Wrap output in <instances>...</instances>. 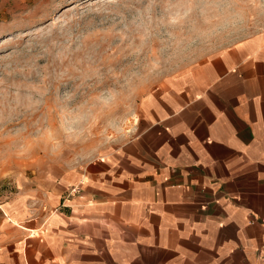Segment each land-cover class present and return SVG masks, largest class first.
Returning <instances> with one entry per match:
<instances>
[{
  "label": "crops",
  "instance_id": "0c3cea01",
  "mask_svg": "<svg viewBox=\"0 0 264 264\" xmlns=\"http://www.w3.org/2000/svg\"><path fill=\"white\" fill-rule=\"evenodd\" d=\"M0 264H264V30L153 84L113 146L19 177Z\"/></svg>",
  "mask_w": 264,
  "mask_h": 264
},
{
  "label": "rangeland",
  "instance_id": "374dc122",
  "mask_svg": "<svg viewBox=\"0 0 264 264\" xmlns=\"http://www.w3.org/2000/svg\"><path fill=\"white\" fill-rule=\"evenodd\" d=\"M264 30V0H0V194L128 135L140 95Z\"/></svg>",
  "mask_w": 264,
  "mask_h": 264
},
{
  "label": "built area",
  "instance_id": "2783aa9c",
  "mask_svg": "<svg viewBox=\"0 0 264 264\" xmlns=\"http://www.w3.org/2000/svg\"><path fill=\"white\" fill-rule=\"evenodd\" d=\"M71 189H73V190H74V188H71Z\"/></svg>",
  "mask_w": 264,
  "mask_h": 264
}]
</instances>
